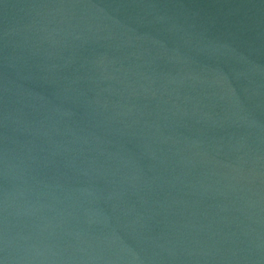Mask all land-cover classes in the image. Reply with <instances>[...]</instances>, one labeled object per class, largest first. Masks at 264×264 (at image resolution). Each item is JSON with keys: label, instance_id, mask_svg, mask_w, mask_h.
Masks as SVG:
<instances>
[{"label": "water", "instance_id": "obj_1", "mask_svg": "<svg viewBox=\"0 0 264 264\" xmlns=\"http://www.w3.org/2000/svg\"><path fill=\"white\" fill-rule=\"evenodd\" d=\"M0 264H264V0H0Z\"/></svg>", "mask_w": 264, "mask_h": 264}]
</instances>
